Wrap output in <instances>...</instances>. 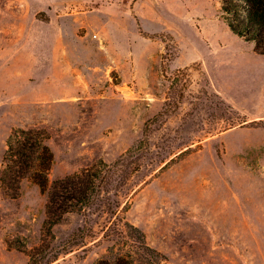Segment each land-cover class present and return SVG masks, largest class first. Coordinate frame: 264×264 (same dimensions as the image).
<instances>
[{
	"label": "rangeland",
	"instance_id": "1",
	"mask_svg": "<svg viewBox=\"0 0 264 264\" xmlns=\"http://www.w3.org/2000/svg\"><path fill=\"white\" fill-rule=\"evenodd\" d=\"M184 1L208 38H188L181 17L179 37L143 33L109 54L95 0H0V174L15 128L48 134L50 184L142 148L102 200L53 226L49 264H94L126 220L165 264H264V54L230 29L223 0ZM46 202L32 179L17 198L0 181V264H28Z\"/></svg>",
	"mask_w": 264,
	"mask_h": 264
},
{
	"label": "trees",
	"instance_id": "2",
	"mask_svg": "<svg viewBox=\"0 0 264 264\" xmlns=\"http://www.w3.org/2000/svg\"><path fill=\"white\" fill-rule=\"evenodd\" d=\"M222 11L230 29L254 42L255 51L264 54V0H223ZM48 138L42 129L15 128L7 139L0 174L3 188L13 198L20 195L25 178L32 179L47 194L41 243L28 251V264H49L59 258L60 253L51 245L53 226L62 221L66 213L92 206L98 198L102 200L104 194L110 192L108 187L116 179L115 175L125 178L131 158L137 153L139 156L142 149L137 145L114 163L100 160L50 184L49 171L55 155ZM103 237L118 240L94 264H165L164 255L148 243L145 232L127 220L106 228Z\"/></svg>",
	"mask_w": 264,
	"mask_h": 264
},
{
	"label": "crops",
	"instance_id": "3",
	"mask_svg": "<svg viewBox=\"0 0 264 264\" xmlns=\"http://www.w3.org/2000/svg\"><path fill=\"white\" fill-rule=\"evenodd\" d=\"M62 1L66 6L68 4H81V0H77V3L73 2L75 0ZM95 2L97 9L95 11L100 21L97 27L94 25H90V27L101 40L108 39V45L104 46V49L109 54L123 53L119 50L120 47L116 45V41L124 40L126 49L127 42L139 39L143 33L172 32L179 37L180 35L176 32V25L178 20L182 18L184 23L187 21L194 27L188 38L196 36H200L202 39L208 38L205 34L202 17L197 11H192L190 7H187L184 0H175L174 2L172 0H116L108 4L103 0H95ZM128 5L129 8H127ZM180 5H183V11L180 10ZM83 23L87 25V21ZM79 98L84 101L90 99L87 95L79 96Z\"/></svg>",
	"mask_w": 264,
	"mask_h": 264
}]
</instances>
